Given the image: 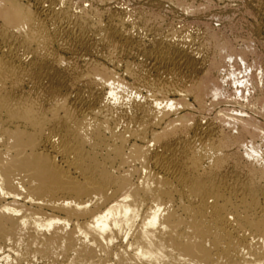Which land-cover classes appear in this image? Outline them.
<instances>
[{
    "label": "bare ground",
    "instance_id": "6f19581e",
    "mask_svg": "<svg viewBox=\"0 0 264 264\" xmlns=\"http://www.w3.org/2000/svg\"><path fill=\"white\" fill-rule=\"evenodd\" d=\"M218 1L0 0V264H264V0Z\"/></svg>",
    "mask_w": 264,
    "mask_h": 264
},
{
    "label": "rangeland",
    "instance_id": "374dc122",
    "mask_svg": "<svg viewBox=\"0 0 264 264\" xmlns=\"http://www.w3.org/2000/svg\"><path fill=\"white\" fill-rule=\"evenodd\" d=\"M219 2V1H218ZM216 3V6H215V8H214V13H213V15H212V17H209L210 18V23L211 24H213V27L215 28V29H220V28H222V26L223 25H221V23H223V22H220V20H221V17H219V16H221L220 15V12L221 13H223L222 15H224V14H229V9H225L226 8V5H225V2L223 1H221L220 0V2L219 3ZM223 3V4H222ZM222 5V6H221ZM219 6H221L220 7V9H218L219 8ZM225 6V7H224ZM228 8V7H227ZM217 10V11H216ZM221 10V11H220ZM220 11V12H219ZM225 11L227 12V13H225ZM217 13V15H215L216 13ZM218 14H219V16H218ZM217 17V18H216ZM191 17H186V19H190ZM222 21V20H221ZM264 44V43H263ZM259 44L258 43H256V42H252V46H254V47H257ZM237 59H238V61H237ZM240 59L238 58V57H234L233 59H231V60H229V64H232V66L231 67H233L234 66V70H235V72H236V75L238 76V78H242L243 76H246V75H248L249 74V72L251 73V74H253L254 73V71H255V73H258L259 71H258V69L257 68H253V70L251 69V71L249 70V72H247V68H246V65H244V63L242 62V61H239ZM231 62V63H230ZM239 62H240V64H239ZM245 66H243L242 64ZM245 72V73H244ZM247 73V74H246ZM243 74V75H242ZM246 74V75H245ZM241 76V77H240ZM245 96H249V94L248 93H246V94H244ZM242 96V97H241ZM239 97L241 98H238V101L239 102H242V103H245L246 102V100L244 101V98H243V94L241 93V95H239ZM243 99V100H242ZM226 104L227 103H225V104H222V106L223 107H225L226 106ZM229 104H230V102H229ZM228 104V106L227 107H225V108H228V109H230V113L231 114H234V115H243V114H240V112H238L239 110H240V107L239 106H237V105H229ZM233 109V110H232ZM236 109V110H235ZM239 109V110H238ZM37 264H40L39 262H37Z\"/></svg>",
    "mask_w": 264,
    "mask_h": 264
}]
</instances>
